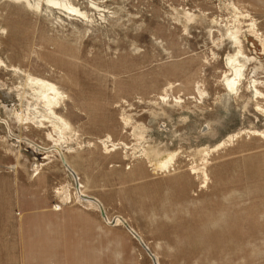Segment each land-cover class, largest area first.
<instances>
[{
    "label": "rangeland",
    "instance_id": "obj_1",
    "mask_svg": "<svg viewBox=\"0 0 264 264\" xmlns=\"http://www.w3.org/2000/svg\"><path fill=\"white\" fill-rule=\"evenodd\" d=\"M53 1L62 6L0 0V225L11 242L42 241L49 264H264L256 5ZM27 75L60 93L62 139L16 116L32 99Z\"/></svg>",
    "mask_w": 264,
    "mask_h": 264
},
{
    "label": "bare ground",
    "instance_id": "obj_2",
    "mask_svg": "<svg viewBox=\"0 0 264 264\" xmlns=\"http://www.w3.org/2000/svg\"><path fill=\"white\" fill-rule=\"evenodd\" d=\"M50 3L57 4L58 6H62L61 3L57 2V1L50 0ZM227 33L232 38L236 39L237 31H232L229 29ZM239 54L240 55H238L237 57H243L241 51ZM227 64H228L229 68L232 69V71L235 73L236 69H235V65H234V60H231L229 58ZM2 65H4V64H2ZM252 83L254 86L255 93H259L257 90V87L255 85V81H253ZM226 85L232 91V90H234V88L236 89L238 83H237V81H235L233 84H229L228 81H226ZM25 86H29L30 88L29 87L28 88L32 90L31 97H30L32 99H31V101H28V99L25 100L24 109H16V111H15L16 116L18 118L22 119L23 115H25L32 122L40 123V125H43L45 122L48 123L52 127V130H54V132L57 134V136L62 139L63 138L62 129H64L63 125L65 123L60 117H58L56 115V112H55V109L58 106L57 104L61 98L58 90L50 82L43 80L41 78L30 76V75H27V77H26ZM23 89H25V88H23ZM7 94H6V96H8ZM22 94H25L24 90L22 91ZM22 94H20L19 99H21ZM20 107H21V105H20ZM50 135H51V139L53 141H57L58 138L55 135H53L52 133ZM167 163H168V161H164L161 163L162 164L161 166H165Z\"/></svg>",
    "mask_w": 264,
    "mask_h": 264
},
{
    "label": "crops",
    "instance_id": "obj_3",
    "mask_svg": "<svg viewBox=\"0 0 264 264\" xmlns=\"http://www.w3.org/2000/svg\"><path fill=\"white\" fill-rule=\"evenodd\" d=\"M251 2L257 10L260 18L264 16V0H244ZM255 1H257L258 5ZM263 7V10L262 8ZM7 229H3L0 225V264H49L53 262L52 250L43 248V242L37 239H20L16 243H24L17 245L12 243L13 234H7ZM12 236V237H11ZM15 238V237H14ZM12 241V242H11Z\"/></svg>",
    "mask_w": 264,
    "mask_h": 264
}]
</instances>
